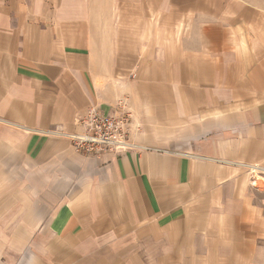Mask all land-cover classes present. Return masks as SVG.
<instances>
[{
    "label": "crops",
    "instance_id": "1",
    "mask_svg": "<svg viewBox=\"0 0 264 264\" xmlns=\"http://www.w3.org/2000/svg\"><path fill=\"white\" fill-rule=\"evenodd\" d=\"M92 108L138 149L78 151ZM252 173L264 7L0 0V264H264Z\"/></svg>",
    "mask_w": 264,
    "mask_h": 264
},
{
    "label": "built area",
    "instance_id": "2",
    "mask_svg": "<svg viewBox=\"0 0 264 264\" xmlns=\"http://www.w3.org/2000/svg\"><path fill=\"white\" fill-rule=\"evenodd\" d=\"M78 125L81 130L71 133L69 137L82 153L94 154L109 150L121 153L139 147L129 141L128 117H116L92 108L79 118Z\"/></svg>",
    "mask_w": 264,
    "mask_h": 264
},
{
    "label": "rangeland",
    "instance_id": "3",
    "mask_svg": "<svg viewBox=\"0 0 264 264\" xmlns=\"http://www.w3.org/2000/svg\"><path fill=\"white\" fill-rule=\"evenodd\" d=\"M253 3H256L262 7H264V0H249ZM254 174L252 173V175L250 176V181H251V185H264V183L262 182V180L257 179L255 176H253ZM254 181H256V183L254 184Z\"/></svg>",
    "mask_w": 264,
    "mask_h": 264
},
{
    "label": "bare ground",
    "instance_id": "4",
    "mask_svg": "<svg viewBox=\"0 0 264 264\" xmlns=\"http://www.w3.org/2000/svg\"><path fill=\"white\" fill-rule=\"evenodd\" d=\"M255 175H256V173H255Z\"/></svg>",
    "mask_w": 264,
    "mask_h": 264
}]
</instances>
